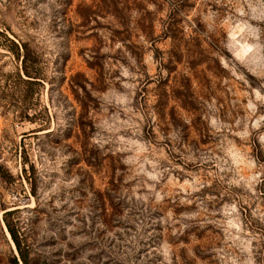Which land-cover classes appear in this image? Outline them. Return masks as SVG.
Masks as SVG:
<instances>
[{"label":"rangeland","instance_id":"rangeland-1","mask_svg":"<svg viewBox=\"0 0 264 264\" xmlns=\"http://www.w3.org/2000/svg\"><path fill=\"white\" fill-rule=\"evenodd\" d=\"M15 262L264 264V0H0Z\"/></svg>","mask_w":264,"mask_h":264},{"label":"trees","instance_id":"trees-1","mask_svg":"<svg viewBox=\"0 0 264 264\" xmlns=\"http://www.w3.org/2000/svg\"><path fill=\"white\" fill-rule=\"evenodd\" d=\"M8 42L16 49V50H18V47H17V45L15 44V43H13L12 41H9L8 40ZM7 230H8V232H9V234H10V237H11V239H12V241H13V243H14V245H15V247H16V249H17V251L19 252V255L21 256V258H23V255H22V253H21V249H20V247H21V239H20V234L17 232V231H14L11 227H9V226H7ZM23 263H24V260H23ZM15 264H17L16 262H15Z\"/></svg>","mask_w":264,"mask_h":264}]
</instances>
